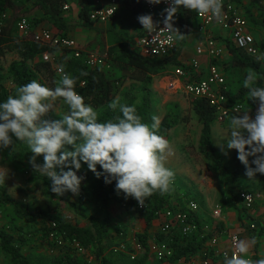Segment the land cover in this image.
I'll return each mask as SVG.
<instances>
[{
	"label": "trees",
	"instance_id": "1",
	"mask_svg": "<svg viewBox=\"0 0 264 264\" xmlns=\"http://www.w3.org/2000/svg\"><path fill=\"white\" fill-rule=\"evenodd\" d=\"M240 2V0H236L238 6ZM120 3L121 6L125 5L127 7L128 18H138L140 15L147 14L143 0H120ZM17 4L21 5L19 6ZM66 4L78 8L77 22L71 21L66 17L67 11L64 10ZM27 6L29 8L23 13L19 12V10H22V7ZM91 10L92 0H0V18L7 15L9 22L3 35L0 36V54L5 55L6 52L15 51L19 56L8 66L7 77L12 83L10 87L6 86L3 76L0 74V101L6 100L9 95H14L17 87L27 84L33 79H37L49 87H55L61 76V72L59 71L63 68L65 72L78 77L76 91L85 98L87 103H91L98 110L101 120L113 119L116 115H119L118 109L114 111L109 108V104L115 101L118 104L135 105L138 114L146 122H151L153 113L150 87L153 78L171 63L175 65L183 64L180 61L182 52L180 47L177 48L173 55L166 58H149L141 55L134 48H131L129 43L122 39L106 50L102 49V53L89 51L82 47L83 56L75 57L73 49L50 47L35 42L29 37L20 36L15 22L16 19L21 17L31 16L30 24L32 27L36 28L35 26L38 24L47 22L64 37H67L76 26H83L97 32L94 41L100 45L104 43V37H101V31L96 28L95 22L90 19ZM10 12H14V14L10 16ZM15 17L17 18L14 19ZM196 18L197 12L182 8L181 17L177 21V25L186 29L183 33L184 40L187 39ZM250 18L252 17L250 16ZM225 42L231 55L230 60L226 62L229 66L241 70L247 68L253 69L264 78V67L258 60H254L252 56L236 47L230 37H226ZM46 51L62 55L64 53L66 59L59 65H55V62L42 59V55ZM86 51L106 55L109 67H90L86 63V55L88 54ZM220 62L216 58L212 60V63L218 65L221 64ZM127 78L139 81L142 84V88L140 90L132 89L124 91L122 98L118 99V83ZM224 92L230 103L238 101L244 102L243 98L248 94V90L245 88H241L234 95L230 94L229 89ZM191 104L202 124L200 151L213 160L216 167L222 172L226 182V194L221 198L220 203L223 207L237 210L241 207L240 205L242 203L238 180L244 164L236 158L234 165L232 167L228 166L215 147L212 139V123L217 118L215 107L205 98L193 99ZM177 122L176 117L171 118L166 114L161 120V133L171 130ZM28 155H31V152ZM34 175L35 178L42 181L49 196L60 199L68 204L79 217L86 219L90 226L84 227L73 224L61 212L50 208L37 207L32 209L25 202L18 201L2 191H0V204L13 207L19 217L40 221L43 239H50V234L53 232L57 237L62 236L64 238L66 241L64 246H57V238L52 241L57 247L67 249L63 255L54 259L53 264H87V260L78 256L68 243V241L71 242L73 239L78 240L87 250L94 251L98 261L103 264H111L110 260L104 254V239L111 227V216L107 208L112 201H119L120 197L115 190V182L106 184L103 178L98 179L92 171L88 170L85 164L78 172V175L85 177L78 194L80 200L78 202H72L71 192L65 193L64 195H57L51 192V181L45 175L36 173L35 171ZM187 198L195 199L189 198L188 196ZM88 201L93 202L104 212L102 217L91 214L86 210V203ZM146 202L148 209L138 211L148 213V225L143 231L137 234L138 241L144 247V255L135 264H144L151 255L149 230L153 225V220L156 219V211L161 209L165 210V208L170 207L186 209L185 206L178 207L177 205H173L170 201V193L161 195L159 192H156ZM196 218L197 221L203 224L198 217ZM250 230L257 236L255 239V247L258 248V236L264 232V228L257 231L255 227L253 229L250 227ZM212 234L203 230L201 225L198 234L191 237L181 236L177 232L165 235L159 231L157 238L164 240L168 236V241L173 249L170 262L171 264H175L182 259L191 261L204 248L206 242L211 239ZM0 247L8 256L11 264H38L31 261L23 253L21 245L15 240L13 235L2 227H0ZM122 248L123 246L120 245L117 251L123 250Z\"/></svg>",
	"mask_w": 264,
	"mask_h": 264
},
{
	"label": "clouds",
	"instance_id": "2",
	"mask_svg": "<svg viewBox=\"0 0 264 264\" xmlns=\"http://www.w3.org/2000/svg\"><path fill=\"white\" fill-rule=\"evenodd\" d=\"M148 2L168 3L163 23L166 28L171 25L177 31L172 21L181 8L211 14L217 19L222 18L224 9V0ZM137 19L149 31L159 23L152 14L140 15ZM256 59L264 62V52ZM60 71L55 87L33 79L0 101V152L14 148L17 143L26 144L34 154L29 161L34 171L51 181V192L57 195L79 194L85 177L78 172L85 164L106 184L115 182L118 195L134 198L141 205L156 192L170 193L175 172L167 166V161L174 150L160 131V117L154 114L151 122H146L135 105L114 101L109 108L118 109L119 115L101 120L98 110L76 91L78 77L63 68ZM242 83L248 90L249 100L256 101L258 108L254 117L250 115V108L234 109L230 133L217 144L225 155L227 150H237V158L246 168L245 175L252 179L257 173L264 174V87L258 84L253 72H248ZM58 99L67 108L63 114L57 112ZM50 113L59 118H49ZM40 155H43V164L36 163ZM250 157H254L251 162ZM7 178L8 173L0 171V184ZM255 243L254 238L239 239L232 255H225L223 264H264V258H249Z\"/></svg>",
	"mask_w": 264,
	"mask_h": 264
},
{
	"label": "rangeland",
	"instance_id": "3",
	"mask_svg": "<svg viewBox=\"0 0 264 264\" xmlns=\"http://www.w3.org/2000/svg\"><path fill=\"white\" fill-rule=\"evenodd\" d=\"M250 2L245 6V12H243L244 17L248 20L249 27L251 33L255 36L256 43L260 53L264 52V0H249ZM21 5V4H17ZM27 7H22V10H19L20 13H23ZM244 10V9H242ZM10 16L14 14V12L9 13ZM250 16L253 18H250ZM15 17L14 19H16ZM29 21L31 16L26 17ZM18 19L15 20V22ZM77 22V21H74ZM31 23V21H30ZM197 23V21H196ZM38 26V25H37ZM37 26H35L37 28ZM52 29L49 27L43 29ZM20 35V31L18 32ZM88 33V31H87ZM77 36V35H76ZM103 35H101L102 37ZM190 42L181 43L180 46L189 47ZM94 50V49H93ZM97 52H101V50L95 49ZM105 50V49H104ZM184 56H187V50H183ZM58 57V61L55 62V65H59L62 63L66 56L62 54H56ZM19 56L14 51L6 52L5 55L0 54V74L4 78V83L6 86L10 87L12 83L7 77V70L9 64L17 59ZM252 58L257 60L256 57ZM221 61L220 68L224 73L227 81V87L230 90V94L234 95L241 88H245L243 86V78L248 72H253L257 76L258 84L261 87H264V78L256 73L253 69L247 68L245 70L233 68L229 66L226 62ZM226 63V64H225ZM264 67V62H260ZM175 64L171 63L168 65L166 69H163L156 75V79L158 82L162 80V78L166 76H170L171 78H175L174 76ZM37 76L40 77L39 74L36 73ZM59 77V76H58ZM142 88V84L139 81L132 79H124L123 81L118 83L117 97L121 99L123 96V92L127 90H140ZM176 88V87H173ZM246 89V88H245ZM171 91V90H170ZM165 91V95H166ZM167 103L162 107L154 105L152 107L153 115H158L162 120V116L164 114H168L171 118L176 117L178 122L175 126L168 132H164L163 135L170 141L172 148L174 150V154L181 153L182 163L181 166L176 168H171L175 172V178L173 183V190L170 192V201L173 205H177L178 207H184L187 204L188 198H195L199 203L200 212L204 213L207 211V222H202L203 225H208L210 227V233L215 230L220 229V225L224 223H231V225L235 226L236 221L242 223L245 219L242 218L238 220L237 218L242 215V217H247L248 222L251 225L255 226V229L260 231L264 228V174L257 173V175L250 179L245 175L246 168L245 165L242 167L241 176L238 180L239 189L245 190V185L250 186L251 189L248 191H252L257 195V201L255 207L252 211L245 212V209L240 207V209H232L223 207L220 203L221 198L226 194V182L222 175V172L216 167L213 160L200 152L197 148V139L195 129H200L201 122L198 119L197 114L194 112L192 108V98L189 97L183 89L179 90L176 94L171 91ZM176 96L179 97V99ZM244 103L247 104V109L250 108V111L254 112L258 108V104L256 101L249 100V94L243 98ZM158 103V101L154 98V104ZM185 103V105H184ZM67 111L66 106L62 103V100H57V112L59 114H63ZM233 116V115H232ZM229 116L223 121L215 120L212 123V129H230L229 123L231 117ZM49 118H59L55 114L50 113ZM183 134L186 136L183 138ZM222 135H218L217 141L222 139ZM226 148V143H225ZM219 149H221L219 147ZM222 151V150H221ZM228 154L225 155L223 153L224 160L228 166H232L235 163V160L238 156L237 150L230 149L227 150ZM29 149L26 144L17 143L14 148L5 149L3 152H0V171L8 173V178L4 183L0 184V191L7 193L8 195L14 197L18 201L25 202L30 208L34 209L37 207L42 208H50L56 211L61 212L67 219L73 224L79 226H90L89 222L82 217H79L68 204L63 202L60 199L53 198L47 194L45 186L42 181L35 178L34 169L31 165L30 158L34 155H28ZM189 156V157H188ZM191 156L193 160L191 159ZM172 157V156H171ZM254 159L251 157L249 160ZM37 164H43V155H40L36 159ZM231 164V165H230ZM255 167V165H253ZM177 172H176V170ZM188 170L190 173L194 174L195 178L192 176H188L186 173L181 172L182 170ZM196 177L203 180L205 183H201L200 181H195ZM210 182L211 185L210 186ZM203 186V187H201ZM203 192V196L199 197L197 195L198 192ZM72 202H78L79 195L78 194H70ZM221 207V217L217 218L214 215V210L216 206ZM86 210L91 214H96L100 217L103 216L104 212L100 210L93 202L88 201L86 203ZM243 213H242V211ZM239 214V215H238ZM116 217H119L117 215ZM233 217V218H232ZM225 219V222L223 221ZM243 221V222H244ZM113 227H110L109 231L105 235L104 239V251L106 257L110 260L111 264H135L138 260L143 257V254H139L137 260L132 259V253L136 254V250H134V245H131V242L134 239V236L140 232H136V225L132 228L134 234L127 235V240H119L116 236L121 232L126 233L127 227L117 218V222L113 221ZM0 227L8 230L15 240L21 245L23 253L28 256V258L36 262L38 264H53V261L56 257L61 256L65 253L67 249L64 247H57L50 239H43L41 235V223L38 220H32L29 218L19 217L14 211L13 207L10 205H1L0 204ZM252 228V227H251ZM253 229V228H252ZM255 230V231H256ZM219 232V231H218ZM214 233V232H213ZM138 241V240H137ZM259 241L264 242V232L261 234ZM126 243L127 246L122 248L123 250L117 251V248ZM89 251V250H88ZM90 254L96 256L94 251H89ZM118 258V260L116 259ZM98 260V259H97ZM99 264H103L98 261ZM0 264H11L8 256L2 251L0 247Z\"/></svg>",
	"mask_w": 264,
	"mask_h": 264
},
{
	"label": "built area",
	"instance_id": "4",
	"mask_svg": "<svg viewBox=\"0 0 264 264\" xmlns=\"http://www.w3.org/2000/svg\"><path fill=\"white\" fill-rule=\"evenodd\" d=\"M143 5L147 14H152L154 20L158 21L157 28L151 31L142 29V34L137 41L138 52L149 58L163 59L173 55L177 47V33L176 30L170 25L166 28L163 23L166 9L169 5L166 2L160 4H151L148 0H143ZM120 0H92V10L90 12V19L95 23L107 22L114 20L118 17L120 12ZM70 6L66 4L64 10L68 11ZM181 10L176 14L172 21L173 26L176 28L177 21L181 17ZM198 29L206 31L209 27L217 26L228 30L232 36L234 45L243 50L246 54L257 57L260 54L255 36L251 33L248 20L244 17L242 9L236 4V0H224L223 16L220 19L213 17L211 14L199 13L197 14ZM8 17L4 15L0 18V36L3 35L5 28L8 26ZM20 36L29 37L35 42L44 44L50 47H58L59 49H73L75 57L83 56L82 47L76 40L71 37H64L57 30L52 29H36L31 26L26 17H21L16 21ZM86 55V63L90 67L105 66L109 67L106 55H101L97 52H88ZM197 55H207L211 61L206 67V71L202 76L200 61L193 58L189 64H181L175 69V75L184 80L182 88L184 92L192 99L205 98L216 109L217 120L223 121L229 116L234 115V109L248 110L244 102L238 101L230 103L224 91L228 90L226 84V77L222 72L220 66L212 63L213 59L220 57V50L218 47L217 39L207 37L196 48ZM42 59L45 61L57 62L58 57L51 52H44ZM61 72V71H59ZM250 115L254 117L255 112L250 111ZM241 204L246 211H252L257 201V195L248 190L239 191ZM120 206L122 209L135 208L137 210H147L148 205L139 204L134 198H125L123 194H119ZM186 209L181 208H165L156 211V219L160 221V233L165 235L174 234L177 232L181 236H193L198 234L199 228L210 232L208 225H203L197 221V213L199 210L198 201L195 199H188L185 205ZM215 217L221 216V207L218 205L214 210ZM221 234L211 237L210 244L205 246L209 250H213L214 246L219 242ZM223 236V235H222ZM57 238V246H64L66 241L62 236L57 237L53 232L50 234V240L54 241ZM230 244V251H217L221 256L225 257L227 254L231 256L235 250L234 245L236 241L241 239L240 233L235 232L229 234L225 238ZM78 256L83 257L87 264H99L97 257L90 254L88 250L76 239L71 242L68 241ZM204 246V247H205ZM151 250L158 264H171L170 259L173 255V249L166 239L159 240L158 238L151 245ZM135 259L134 255H131ZM251 258V256L249 257ZM199 264H212L209 252L205 254Z\"/></svg>",
	"mask_w": 264,
	"mask_h": 264
},
{
	"label": "crops",
	"instance_id": "5",
	"mask_svg": "<svg viewBox=\"0 0 264 264\" xmlns=\"http://www.w3.org/2000/svg\"><path fill=\"white\" fill-rule=\"evenodd\" d=\"M240 1L241 2H240L239 7L241 9H244L242 11L245 12V6H247V4L250 1L249 0H240ZM77 13H78V8L76 6H72V7L70 6V9L66 13V17L71 21H78ZM196 21H197V23H196ZM95 25H96V28L101 31L100 35H103V37H104V40H103L104 43L103 44L99 45L98 43H96L94 41V39L96 38V35H97V32L95 30H90V29L85 28L83 26H76L68 34V37L73 38L74 40H76L78 42V44L81 47H83L89 51H96L95 49H98V48L100 50H102V49L106 50L110 46L121 41L122 39L126 40L129 43L131 48H134L135 50L138 51L137 41L142 34V29H141L140 23H139L137 18H134V17L128 18L127 17V7L125 5H122L120 7V12H119V15L116 19L109 20L107 22L95 23ZM46 27L52 28V30H56L51 24H49L47 22H42V23L38 24L36 29L40 30V29H43ZM176 29L179 30V31L176 30V33H177L176 50L179 47L181 48V51H182L181 56H180L181 63L189 64L193 58H197V60L200 61V66L202 68L201 69V71L203 73L202 76L204 75V73L206 71V67L210 63L211 59L207 55H197L196 54V48L207 37H213V38L217 39L218 47L220 50V57L218 59L222 62L230 60L231 55H230L229 50L225 44L226 43L225 42L226 37H230V39L232 40V36L228 30H224L223 28H220L217 26H212V27H209L206 31H201L200 29H198L197 18L194 21V26L190 30V33H189L187 39H185V40L183 39V33L186 29H184L181 26H177ZM87 31H88V33H87ZM185 42L191 43V44H189V47L184 48L187 50V53H188L187 56L189 58L184 56V54H183L184 49H183V47L180 46L181 43H185ZM179 65L180 64L175 65V69ZM174 75H175V70H174ZM174 77L175 78H171L170 76H166V77L162 78V80L160 82L157 81L156 76L153 78V82H152L151 87H150V91L152 93V100L151 101H152V107L153 108H154V105H157L160 108L164 104H166L167 100L169 98L168 94H170L171 91L177 94L179 92V90L183 89L182 85H183L184 80L182 78H179L176 75ZM173 87H176V88H173ZM165 91H167L166 95H165ZM176 97L177 98H175V100L179 99L178 96H176ZM154 98L158 101V103L154 104ZM184 105H185V103H184ZM254 112H256V111H254ZM165 115L166 114H164L162 117H164ZM217 121H219V120H217ZM201 128H202V125H201L200 129H195L196 130L195 136L197 139V148L199 151H200V144H201L200 138H201V133H202ZM229 133H230V129H212L213 143H214L215 147L217 148L218 152L221 154L222 157L224 155H223L221 149H219V146L217 144V137L220 134V135H222L221 137L223 138V137L228 136ZM182 136L184 138L186 136V134H183ZM182 157H183V155L181 153H178V154L175 153L172 157H170L168 159L167 166L168 167L171 166L172 168L174 167V168L178 169V167L181 166ZM191 159L193 160L192 156H191ZM176 172H177V170H176ZM181 172H184L188 176H190V177L192 176V178H195V176H193L194 174L190 173L186 169L182 170ZM195 181H197V182L200 181L202 184L205 183V181L203 180V177H201V179L196 177ZM211 185H213V184H211V182H210V186ZM250 186H253V185H250ZM250 186L245 185V190L251 189ZM201 187H203V186H201ZM197 195L199 197L203 196L202 190H201V192H198ZM198 204L200 207L199 202H198ZM241 206L243 208L242 204H241ZM107 211L110 213V216H111V227H113V224H114L113 221L117 222V218H119L120 221L123 222L125 227H127L128 231L126 233L121 232L119 235L116 236L119 240H127L126 234H128V235L134 234L135 230L134 231L132 230L134 225H136V228H137L136 232L137 231L138 232L143 231L148 225V213L138 211L135 208L122 209L120 206V201H118V200L112 201L109 204ZM242 213H243V211H242ZM117 215H119V217H116ZM207 216L208 215H207L206 210L204 213H202V212H200V210H198L197 217L200 221H202V222L206 221L207 222V219H208ZM242 218H244L245 221L243 220L244 222L242 221V223H240V224L237 221H236L235 226L231 225V223H224V224L220 225L219 230L212 231V233L214 232L212 234V237L221 234V236L219 238V242L214 246V249L212 251L209 250L208 247H206L210 244V241H209L210 239H209L206 246L197 255H195L191 261H185L182 259V260H179L178 262H176L175 264H199V262L203 259V257L207 253V251L209 252V257H210L212 264H223L224 257L221 256L217 251H227V252L230 251V244L225 239L229 234L239 232L241 239H253V238L256 239L257 238V236L254 235L253 231L250 230V227L254 228L255 226L254 225L250 226V223L248 222V218L242 217V215H240V217H238L237 219L241 220ZM153 221H154L153 225L151 226V228L149 230V238H150V244L151 245L157 239V235H158L159 229H160V226H159L160 221L158 219H154ZM223 221L225 222L224 218H223ZM131 236H134V239L131 242V245L132 246L134 245L133 248H134V250H136V254L132 253V255H134L135 257L138 258L139 254L144 255V247L142 246V243L140 241H137L138 237H137L136 233H135V235H131ZM259 236H258V238L261 237V236L260 237ZM121 246H123V248H125L127 246V244L123 243V244H121ZM104 254H105V251H104ZM250 256L252 259L264 258V242L259 241L258 248H256L255 244H254V246L251 249ZM116 259L118 260L117 257H116ZM144 264H158L153 252H151V255L147 258V260Z\"/></svg>",
	"mask_w": 264,
	"mask_h": 264
}]
</instances>
